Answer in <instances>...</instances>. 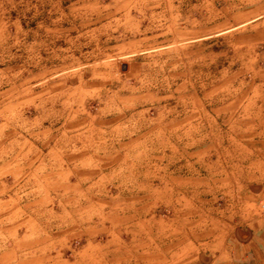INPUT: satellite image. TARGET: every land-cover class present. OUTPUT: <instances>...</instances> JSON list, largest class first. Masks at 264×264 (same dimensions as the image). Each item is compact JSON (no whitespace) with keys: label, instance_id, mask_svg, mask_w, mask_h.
I'll use <instances>...</instances> for the list:
<instances>
[{"label":"crops","instance_id":"obj_1","mask_svg":"<svg viewBox=\"0 0 264 264\" xmlns=\"http://www.w3.org/2000/svg\"><path fill=\"white\" fill-rule=\"evenodd\" d=\"M70 1L0 0V209L12 207L18 217L23 208H78L79 225L90 223L98 216L91 202L101 204L109 182L131 175L121 191L142 192V198L126 201L128 207L141 203L143 211L125 219L133 222L125 235L113 231L109 240L126 248L88 254L73 264H264V0L234 14V26L217 34L211 26L153 34L159 31L156 20L147 21L145 51H175L174 104H164L166 116L157 125L122 118L128 107L119 103L110 106L109 119H103L109 111L101 105L88 121L85 87L71 89L52 71L23 69L29 60L54 62V50L44 57L23 49H53L61 30L16 16L70 15ZM100 1L78 0L77 14H171L102 7ZM243 30L247 39L238 40L240 51L231 61L236 70L218 69L215 86L209 82L215 72L208 71V62L205 71L199 67L194 48ZM188 48L191 55L181 57L179 51ZM11 64L17 67L8 71ZM57 112L68 121L78 112V124L61 135L42 134ZM72 128L78 133L71 135ZM155 206L174 208L175 214L158 221L145 217V208ZM54 242L36 245L37 258L49 256ZM39 259L33 264H42Z\"/></svg>","mask_w":264,"mask_h":264},{"label":"rangeland","instance_id":"obj_2","mask_svg":"<svg viewBox=\"0 0 264 264\" xmlns=\"http://www.w3.org/2000/svg\"><path fill=\"white\" fill-rule=\"evenodd\" d=\"M87 6H94V1H83ZM70 15L38 17L19 15L24 23H49L54 24L55 47L52 49H23L24 53L32 51L40 55H47L54 50V62L41 61L38 64L30 62L22 64L24 70L52 71L56 79L67 80L75 89L79 85L85 87V99L83 100L84 117L90 121L94 119L96 110L101 105L104 111H109L106 117L110 118V106L119 103L128 107L122 114V118L138 122L158 124L160 119H165L164 104H174L175 83V51L174 47L161 52L159 49L148 53L149 47H142L145 31L150 25L149 19L156 20L154 28L159 31L153 34L170 33L175 26L185 31L190 27L195 28L211 26L217 34L222 29L233 27L234 14L246 8L254 7L257 0H103L102 7H136L166 9L171 14L161 16L138 15L127 17L125 15H79L78 0L70 1ZM57 11V1H55ZM82 4V2H81ZM14 20V19H12ZM197 26V27H196ZM149 34V33H148ZM169 36V34H168ZM246 30L236 31L232 35L213 37L194 48V55L202 63L199 67L207 69L212 75L209 82L217 86L219 81L218 69L230 67L236 70L237 64L231 63L238 56V40L247 39ZM14 51L15 49H10ZM181 57L190 56L191 48L180 50ZM25 60V59H24ZM37 60V59H35ZM41 60V59H40ZM212 64H210V61ZM184 61V60H183ZM229 63H231L229 65ZM223 66V67H222ZM15 64L8 65V71L16 68ZM214 74V75H213ZM218 83V84H217ZM75 96H72V100ZM108 108V109H107ZM78 112H71L70 120L63 113H53L48 124V129L42 134L49 136L63 134V128L78 124ZM167 118H173L174 112H167ZM125 116V117H124ZM148 120V121H147ZM70 124H68V123ZM68 130V129H67ZM134 134L136 131H134ZM78 130L72 128L70 134H77ZM131 175L118 178L116 182H109L104 193L103 202L93 205L98 216L90 223H78V208H61L49 206L39 208L35 212L31 208H23L15 216L12 207L1 208L0 216L6 220H0V264H33L40 258L42 264H73L84 259L88 254L95 252L108 253L115 249L126 248L114 242H109L113 231L121 236L125 235L128 228L133 227L127 217L134 212L143 211L141 203L135 207L127 206V199L135 196L142 198V192L121 191V182L132 181ZM91 195L94 196V193ZM92 207L89 206L86 211ZM174 208L147 207L145 217L154 221L174 216ZM174 213V214H173ZM21 214V215H20ZM38 214V215H37ZM102 215H104L102 217ZM71 217V218H70ZM137 218L136 222L139 219ZM33 219V220H32ZM122 222L116 225V220ZM112 220H115L113 223ZM134 220V219H133ZM164 221V220H163ZM115 224V225H114ZM80 226L82 228H80ZM138 223L134 225L137 229ZM93 235L89 236V233ZM96 232V234H94ZM63 238H65L63 240ZM55 241V249L49 256L37 258L36 245L42 247ZM123 241H126L123 238ZM114 243V244H113ZM41 247V249H42ZM34 248V249H33ZM33 249V250H32ZM41 250H39L40 252ZM43 254V253H42ZM109 259V258H108ZM34 260V261H33ZM33 261V262H32ZM110 264V262H107Z\"/></svg>","mask_w":264,"mask_h":264}]
</instances>
